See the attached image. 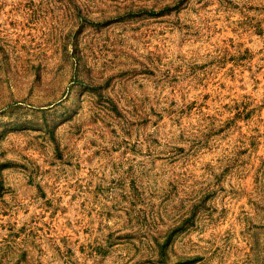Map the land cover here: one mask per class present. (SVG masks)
Returning a JSON list of instances; mask_svg holds the SVG:
<instances>
[{
    "label": "rangeland",
    "instance_id": "obj_1",
    "mask_svg": "<svg viewBox=\"0 0 264 264\" xmlns=\"http://www.w3.org/2000/svg\"><path fill=\"white\" fill-rule=\"evenodd\" d=\"M0 264H264V0H0Z\"/></svg>",
    "mask_w": 264,
    "mask_h": 264
}]
</instances>
